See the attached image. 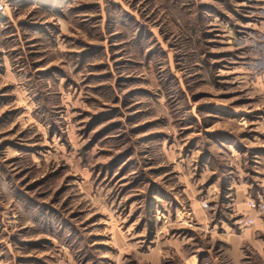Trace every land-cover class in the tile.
Instances as JSON below:
<instances>
[{"label": "rangeland", "instance_id": "rangeland-1", "mask_svg": "<svg viewBox=\"0 0 264 264\" xmlns=\"http://www.w3.org/2000/svg\"><path fill=\"white\" fill-rule=\"evenodd\" d=\"M4 2L0 264H264V0Z\"/></svg>", "mask_w": 264, "mask_h": 264}, {"label": "crops", "instance_id": "crops-1", "mask_svg": "<svg viewBox=\"0 0 264 264\" xmlns=\"http://www.w3.org/2000/svg\"><path fill=\"white\" fill-rule=\"evenodd\" d=\"M263 191H264V183L262 184ZM239 190L237 193V202L239 203L241 209L247 211V208H242V206H245L247 203V200L254 198L251 195V192H249L248 188L245 185H240ZM260 195V194H258ZM248 212H245L247 217H254V214L248 210ZM258 217V216H255ZM264 235V217H258L256 219V226L243 230L240 235L238 236H232L235 249L239 252L241 247H250L251 249L258 250V248H261L260 250H263L264 244H263V237Z\"/></svg>", "mask_w": 264, "mask_h": 264}, {"label": "built area", "instance_id": "built-area-1", "mask_svg": "<svg viewBox=\"0 0 264 264\" xmlns=\"http://www.w3.org/2000/svg\"><path fill=\"white\" fill-rule=\"evenodd\" d=\"M6 0H0V12L2 11V5ZM249 210L254 214V217H245L239 220V228L243 229L247 226H252L255 223V216L264 217V192L258 195L256 198H251L247 201Z\"/></svg>", "mask_w": 264, "mask_h": 264}]
</instances>
